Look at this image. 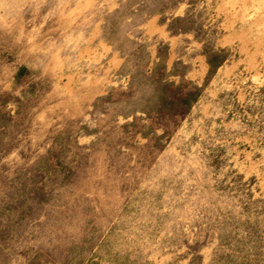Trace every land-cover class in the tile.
I'll list each match as a JSON object with an SVG mask.
<instances>
[{
  "label": "rangeland",
  "instance_id": "obj_1",
  "mask_svg": "<svg viewBox=\"0 0 264 264\" xmlns=\"http://www.w3.org/2000/svg\"><path fill=\"white\" fill-rule=\"evenodd\" d=\"M0 264H264V0H0Z\"/></svg>",
  "mask_w": 264,
  "mask_h": 264
},
{
  "label": "trees",
  "instance_id": "obj_2",
  "mask_svg": "<svg viewBox=\"0 0 264 264\" xmlns=\"http://www.w3.org/2000/svg\"><path fill=\"white\" fill-rule=\"evenodd\" d=\"M208 63H209L211 66L213 65V58H212V57L208 59Z\"/></svg>",
  "mask_w": 264,
  "mask_h": 264
}]
</instances>
